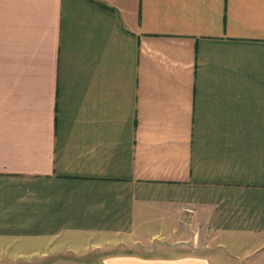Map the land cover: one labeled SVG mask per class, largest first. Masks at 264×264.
I'll list each match as a JSON object with an SVG mask.
<instances>
[{"label":"crops","instance_id":"1","mask_svg":"<svg viewBox=\"0 0 264 264\" xmlns=\"http://www.w3.org/2000/svg\"><path fill=\"white\" fill-rule=\"evenodd\" d=\"M22 242L264 264V0H0V258Z\"/></svg>","mask_w":264,"mask_h":264},{"label":"rangeland","instance_id":"2","mask_svg":"<svg viewBox=\"0 0 264 264\" xmlns=\"http://www.w3.org/2000/svg\"><path fill=\"white\" fill-rule=\"evenodd\" d=\"M91 241H92V239H91ZM91 241H90L91 246L87 249L88 252L84 255L85 262H87V263L97 261V257H100V255L102 256L104 254H107L109 252H112V251H115L118 249H125L121 245L116 246V247H114V246L109 247L108 244H104V245L100 244L101 246L94 247V246H96V243H93ZM23 242H26V241H23ZM23 242L21 244L22 255L18 259H12L11 257L6 256L5 258H2V259L0 258V264H31L32 262L34 263V261L30 260V256L32 257L34 255L30 254V252L28 253V255L25 254L29 251V248H28L29 246ZM60 254H62V253H60ZM56 255H58V254H56ZM52 256L53 255L49 256V258L48 257L44 258L40 263L45 264V262H49L51 260ZM36 257H39V254L36 255ZM61 257H63V256H61ZM51 262H49V263H51Z\"/></svg>","mask_w":264,"mask_h":264},{"label":"built area","instance_id":"3","mask_svg":"<svg viewBox=\"0 0 264 264\" xmlns=\"http://www.w3.org/2000/svg\"><path fill=\"white\" fill-rule=\"evenodd\" d=\"M187 212H192L193 210L191 208H186Z\"/></svg>","mask_w":264,"mask_h":264}]
</instances>
